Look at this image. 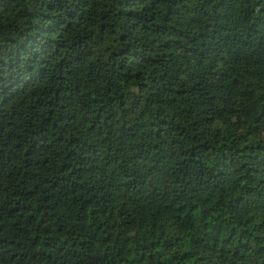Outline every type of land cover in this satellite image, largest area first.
<instances>
[{"label":"trees","instance_id":"1","mask_svg":"<svg viewBox=\"0 0 264 264\" xmlns=\"http://www.w3.org/2000/svg\"><path fill=\"white\" fill-rule=\"evenodd\" d=\"M0 264H264V0H0Z\"/></svg>","mask_w":264,"mask_h":264}]
</instances>
